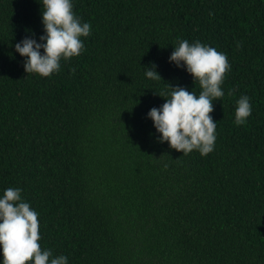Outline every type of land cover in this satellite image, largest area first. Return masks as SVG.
Segmentation results:
<instances>
[{
	"label": "trees",
	"instance_id": "obj_1",
	"mask_svg": "<svg viewBox=\"0 0 264 264\" xmlns=\"http://www.w3.org/2000/svg\"><path fill=\"white\" fill-rule=\"evenodd\" d=\"M72 3L90 34L41 77L13 48L42 34L40 4L0 0V194L21 189L41 249L68 264H264V0ZM179 39L230 64L203 157L158 142L146 118L167 85L201 90L168 62ZM241 95L252 111L237 126Z\"/></svg>",
	"mask_w": 264,
	"mask_h": 264
},
{
	"label": "clouds",
	"instance_id": "obj_2",
	"mask_svg": "<svg viewBox=\"0 0 264 264\" xmlns=\"http://www.w3.org/2000/svg\"><path fill=\"white\" fill-rule=\"evenodd\" d=\"M37 2L42 34L38 38L35 34L27 35L13 48L23 57L25 73L48 77L59 70L61 59L80 55L82 38L89 36L91 28L74 14L72 0ZM167 59L190 74L201 90L197 95L183 86L167 85V91L158 94L164 102L158 108H150L146 118L159 134L158 142H167L169 148L185 155L196 150L203 157L214 149L216 122L210 115L212 101L224 95L220 85L230 64L223 52L199 41L189 43L186 39L177 41ZM143 69L146 78L161 80L154 63ZM235 104L233 123L243 125L252 111L249 97L241 95ZM37 217V211L22 199L20 188L3 190L0 194V264H68L65 255H53L50 249H41Z\"/></svg>",
	"mask_w": 264,
	"mask_h": 264
}]
</instances>
